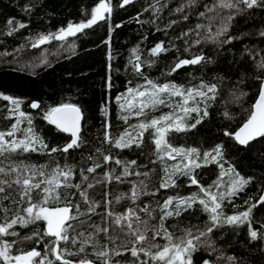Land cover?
Wrapping results in <instances>:
<instances>
[{
	"label": "trees",
	"instance_id": "1",
	"mask_svg": "<svg viewBox=\"0 0 264 264\" xmlns=\"http://www.w3.org/2000/svg\"><path fill=\"white\" fill-rule=\"evenodd\" d=\"M223 2L224 0H133L128 6L120 7L121 0H111L113 12L107 24L99 22L63 41L53 39L49 43L33 47L32 43L41 35L57 33L69 23L85 22L99 0H0V94L21 101L19 111L31 116V127L49 149L63 146L70 140V136L59 132L54 125L43 119L45 111L61 103H73L80 106L84 113L81 136L84 144L80 148L66 154L6 153L0 156V167L9 169L10 166L30 165L46 174H51L57 167L72 169L70 183L80 187L62 188L60 191L70 192L71 203L79 207L78 212L73 211V215L78 218L71 221L77 232H83L85 237L89 234L95 237L91 243L96 247L84 245L89 254L88 259L96 260L94 253L100 251L102 246H107L124 253L113 255L111 264H130L134 258L126 251V247H132L134 237L125 236L120 231V227L114 223L115 217L125 215L132 209L141 219L148 220L149 226L158 225L162 215L160 208L166 199L174 198V204L169 209L173 210L175 199L187 198L199 190L196 186H189V179L183 176L173 177L176 187L158 188L166 175L165 168L171 171L174 165L187 163V160L182 156L171 159L158 152L154 138L148 132L140 146L133 144L132 147L123 149H118L103 139L106 122L111 125L108 129L111 137L117 138L126 130L132 131L136 124L158 118L170 111L169 107H158L147 110L138 119L126 122L121 119L129 113L121 110L117 98L127 93L129 88L142 89L141 85L147 87V80L157 85L172 83L185 89L196 87L201 82L216 84V99L209 102V116L204 118L203 123L186 133H173L168 139L173 147L195 148L199 151V157L194 158L200 160L202 167L194 169L193 175L205 188L211 187L221 176V169L217 164L202 162L203 154L213 151L218 145L222 146L223 163L250 179L243 192L230 198L236 205L235 208L227 199L223 202L222 208L226 215L243 211L244 201L258 198L263 191L264 138L244 148L224 133L238 131L257 97L255 85L259 81L255 77L264 75L257 68L264 57V36L259 35L264 31V9H247L243 4L229 9L219 6ZM227 2L235 3L236 0ZM229 16L233 18L227 21L228 36L238 39L231 44L212 43L211 37ZM9 18H14L17 23H25L27 27L8 35L6 21ZM115 24H121L122 27L112 31ZM109 38L110 44L105 43ZM158 44L165 51L154 56L151 50ZM134 48L138 49L136 54L140 56L143 76L136 74L132 65L135 60ZM197 55H204L211 62L184 66L172 72L174 64L179 60L192 59ZM109 64L111 71L108 70ZM109 77L113 85L111 89L106 85ZM241 93L246 94L241 96ZM237 96L240 98L237 99ZM33 101L38 102L41 107L31 108L29 105ZM105 106L107 116L104 115ZM12 107L10 102L0 99V131H11L16 124L19 112L14 113ZM225 112L229 113L231 119L224 115ZM19 119L16 135L6 139L25 138L27 119ZM105 157L111 159L106 160ZM116 160L121 163L117 164ZM131 161H135V164ZM90 168L94 171H88ZM125 168L128 169V175L124 174ZM116 177L120 179L117 180ZM14 179L15 174H0V180L11 182ZM142 181L147 185V192L156 194L141 195L136 201L131 200L133 187L141 186ZM13 187L16 188L15 185ZM8 192L12 193L10 198H0V206L8 208L6 216L0 211V224L5 219L10 222L17 213L25 215L23 208L28 206V198L21 200L18 191L6 189V193L0 194V197ZM82 192L87 193V201L80 195ZM121 195L124 198L117 200ZM38 200L39 195L33 193L32 202L36 203ZM90 205L92 211H89ZM145 207L155 218H150L142 211ZM200 208L197 202L179 216L168 217L165 227L177 238L184 236L186 229H191L193 233L205 231L210 217ZM253 215V227L258 232H264V205L255 209ZM37 227L42 232L46 224L38 222L37 225L22 227L18 223L12 230L18 232L19 236L3 239L7 242L20 241L23 237L32 235L33 229ZM97 227H107L108 234L96 233ZM247 228V225L217 228L210 234L212 246H201L200 251L193 255V264H204L206 261L231 264L227 257H235L236 264H264V239L251 240ZM70 234L76 235L71 230ZM151 235L149 233L150 239ZM108 236L119 238L113 243ZM50 239L45 237L44 242L39 244L35 239H24L12 251L18 254L17 249L28 251L35 247L43 253ZM82 239L84 237H77V240ZM155 242L166 243L160 237ZM148 243L149 241H145V246ZM80 246L79 243L73 245L63 241L60 244L61 248L68 249V253H78ZM64 255L65 259L78 264L85 253ZM49 258L54 259L51 256ZM142 259L147 257L142 256ZM149 264L155 262L149 260Z\"/></svg>",
	"mask_w": 264,
	"mask_h": 264
},
{
	"label": "snow or ice",
	"instance_id": "2",
	"mask_svg": "<svg viewBox=\"0 0 264 264\" xmlns=\"http://www.w3.org/2000/svg\"><path fill=\"white\" fill-rule=\"evenodd\" d=\"M133 3V0H121L120 7H124ZM238 4H243L247 9H264V0H236L235 3H229L224 0L219 6L224 8H236ZM30 10V9H28ZM210 11L212 9H209ZM242 11V10H241ZM113 8L111 6V0H99L97 6H95L90 13V18L85 22L78 24L69 23L66 28H61L57 33L49 35H41L37 40L32 43L33 47H37L41 44L49 43L51 40L63 41L69 36H74L79 32H83L85 29L92 28L99 22L108 23L111 20V14ZM233 17L229 16L226 21L221 24V27L216 31L215 35L211 37L212 43L231 44L234 40L238 39L235 36H228L229 27L227 21H230ZM8 26V35H12L19 29L27 27L25 23H17L14 18H9L6 21ZM122 27L121 24H115L111 30ZM202 27V26H198ZM260 36H264V31L259 33ZM226 37L225 39H220ZM110 38L105 43L110 44ZM199 43V42H197ZM152 55H158L164 52L165 49L162 45H157L152 50ZM138 49H133L135 60L132 61L133 68L136 74L143 76V69L140 63V56L136 54ZM111 53L109 52V60H111ZM255 59V57H253ZM202 62L210 63L204 55H197L192 59L179 60L174 64L172 72L179 70L180 68L188 65H199ZM257 68L264 73V57L261 58L257 64ZM108 70L111 71V65H108ZM171 74V73H170ZM259 81L256 84L257 97L252 108L249 110L248 117L238 131L225 132V136H229L234 139L238 145L248 147L252 141H256L259 138H264V75L255 77ZM130 83V82H129ZM106 85L109 89L113 86L111 83V77L106 81ZM141 88H129L127 95H122L117 98V102L120 103V108L123 112L132 114L133 111L137 117L145 115L146 108L155 109L159 105H166L172 107L169 103L171 97H181L182 102L173 108L171 113L164 114L158 118H152L147 121H142L133 126L132 131H125L117 138H112L108 129L111 128L110 123H105V134L103 139L109 143L115 145L118 149L132 147L133 144L140 146L143 142V138L146 132L149 133L151 138H154V144L158 152L166 154L169 158L175 159L176 155H180L187 160V163L176 164L171 171L165 168V177L162 182L159 183L158 188L167 189L169 187H176V180L173 177L179 178L180 176L187 177L190 181L189 186H196L203 194V198L198 195H192L187 198L175 199V207L173 210H169L174 204V198H168L165 200L163 206L160 208L162 215L159 217L158 225L149 226L148 220L141 219L135 212V210L129 209L125 215H117L115 217V225L120 227V231L128 237H134L132 247L127 248L126 251L130 252L131 257L134 258L130 261V264H149V260L155 262V264H193V255L200 251L201 246L211 247L210 234H212L217 228H222L225 225L233 227L248 226L247 234L251 240L264 239V232H258L254 227V210L264 205V191H262L258 198H248L244 201V210L239 212H233L231 215H226L223 211L222 204L227 199L229 203L236 205L230 199L234 195H238L243 192L246 186L250 183V180L245 179L236 172L235 168L225 170L224 163H222L224 156L222 146H216L213 151H209L203 154L204 163L207 164L211 159L222 170L224 175L229 173L234 174V178L231 181V189L226 194L213 193L209 189H206L200 184V181L195 175H193L194 169L202 167L193 157H199V153L195 148L190 150L178 149L172 146L168 137L173 133H186L194 130L198 125L203 123L204 118L209 116L208 108L211 101L216 99L217 85L214 83L201 82L198 86L193 88H181L172 83H165L163 85H157L151 80H147V87L141 85ZM150 88V90H148ZM161 94H167L168 100L162 98ZM241 93L240 95H245ZM240 97L237 96V99ZM0 99L10 102L13 106L12 111L19 112V118H26L28 128L24 132V139H6V137H13L19 130L20 119L18 118L16 124L12 126L11 131H0V156L6 153H57L66 154L70 150L80 148L84 144V140L81 137L82 121L84 120V113L80 106L73 103H61L59 106L50 107L45 111L43 119L47 120L50 125H54L56 130L61 133H67L70 135V140L63 146L48 148V145L38 136L31 127L33 121L31 116H28L25 112L19 111L21 101L13 98L9 95L0 94ZM122 101V102H121ZM193 103L190 105L189 102ZM203 105V107H201ZM31 108H40L38 102L33 101L30 105ZM179 109V112L176 111ZM195 116H192V114ZM104 115H108L107 106L104 108ZM224 115L231 119L229 113L225 112ZM125 122L128 120V116H122ZM99 151V149H97ZM219 157V159H217ZM163 158V157H162ZM106 160L111 159L105 157ZM117 164L121 161L116 160ZM135 164V161H131ZM88 171H94L90 168ZM0 174L9 176L15 174V179L11 182L7 180H0V194H5L6 189L12 191H18L20 199L24 200L27 197V207L23 208L25 215L17 213L14 219L10 222L5 219V222L0 224V264H72V261L65 259V253L68 255H74L79 253H85L78 264H111L113 255L119 256L124 253L111 249L107 246H102L100 251L94 253L96 260H90L87 258L89 255L86 253L84 245H90L96 247L91 242L95 237L91 234L85 237L83 232H77L76 228L72 225L71 221L78 217L73 215V211H79L78 206H74L71 203L70 192H61L60 189H72L79 188L80 185L70 183V178L73 175L72 169H62L57 167L51 174H46L45 171L37 169L35 166L23 165L11 167L5 169L0 167ZM124 174L128 175V169L125 168ZM140 175V173H136ZM145 175H148L145 173ZM86 179V177H85ZM111 179V177H107ZM119 180V177H116ZM16 186L14 188L13 186ZM91 187V185H90ZM147 185L141 182V186L133 187L130 199L136 201L141 195H155L156 193H149L146 191ZM37 193L39 200L36 203L32 202V194ZM11 192L0 197L2 199H8L11 197ZM80 195L87 201V193L82 192ZM124 198L123 195L117 197V200ZM19 203L18 201H14ZM201 206L200 210L207 213L210 217V223L205 231H199L193 233L191 229L185 230V235L182 237H175L174 233L168 231L165 227V220L168 217L179 216L182 212L188 211L195 204ZM111 203V201H108ZM51 205H56L52 207ZM62 205V206H61ZM93 208L90 205L89 211ZM0 211L7 214L8 208L6 206H0ZM150 218L152 213L148 208L142 209ZM108 215H111L109 213ZM135 221L136 223L134 224ZM38 222H44L46 228L41 232L37 227L33 229V233L30 236L23 237L20 241L7 242L4 237L19 236L14 226L18 223L22 227H28L29 225H37ZM264 227V225H262ZM127 229L125 232L124 229ZM12 230V231H10ZM70 230L76 235H71ZM103 232L108 234L109 229L107 227L96 228V233ZM149 233H152L151 239ZM45 237H50V241L45 245L43 253L38 251L35 247L31 250L24 251L23 249H17L18 254H14L12 249L17 243H22L24 239H35L37 244L43 243ZM77 237H84L82 240H77ZM160 237L166 241L164 244L156 243V238ZM117 236H108V239L115 243ZM72 243L73 245L79 243L78 253H68L67 248H61V242ZM145 241H149L145 246ZM155 249V251H153ZM54 257L50 259L49 257ZM147 257V259H142ZM231 264H236L235 257H227ZM202 260V258H201Z\"/></svg>",
	"mask_w": 264,
	"mask_h": 264
},
{
	"label": "rangeland",
	"instance_id": "3",
	"mask_svg": "<svg viewBox=\"0 0 264 264\" xmlns=\"http://www.w3.org/2000/svg\"><path fill=\"white\" fill-rule=\"evenodd\" d=\"M140 90H145V89L142 88ZM148 90H150V88ZM124 95L126 96L127 93H125ZM161 96H162V98H165L166 100H168V95L167 94H161ZM181 102H182V98L181 97H171V99L169 100V103L172 105V107H169V106H166V105H159L156 108L164 107L166 109L167 107H169L170 111L165 113V114H167V113H171L173 111V108H175L176 105L180 104ZM192 103H193L192 101L189 102L190 105ZM201 107H202V105H201ZM147 110H153V108H146L145 112ZM176 111L179 112V109L176 108ZM126 115L128 116V120L129 119H138L139 118V117H137L135 115L134 111H133L132 114H126ZM193 116H195L194 113H193ZM175 148L190 150L189 148H184V147H175ZM197 152L199 153L198 150H197ZM175 157L179 158L181 156L180 155H176ZM197 158H196L197 162L200 163V160L197 159ZM217 159H219V157ZM202 162H204V161H202ZM208 162L215 163L211 159H209ZM222 163H223V161H222ZM230 168H231L230 166H227V165L224 164V169L225 170L230 169ZM240 176H242V175H240ZM242 177H244V176H242ZM233 178H234V174L233 173H229V175H224L222 170H221V176L219 177V179H217L215 182H213L211 187H207L206 189H209L213 193H224V194H226L231 189V181H232ZM244 178L250 180L249 178H246V177H244ZM194 195H198L199 197L203 198V194L200 192V190H197ZM234 196H237V195H234ZM204 264H213V263H211L210 261H206Z\"/></svg>",
	"mask_w": 264,
	"mask_h": 264
},
{
	"label": "water",
	"instance_id": "4",
	"mask_svg": "<svg viewBox=\"0 0 264 264\" xmlns=\"http://www.w3.org/2000/svg\"><path fill=\"white\" fill-rule=\"evenodd\" d=\"M129 5V4H128ZM128 5H126V6H128ZM83 127H84V120L82 121V132H81V136H82V133H83ZM66 135H68V136H70L69 134H67V133H65ZM260 139H262V138H259L258 140H260ZM258 140H256V141H258ZM256 141H252L250 144H252V143H254V142H256ZM238 144V143H237ZM249 144V145H250ZM239 146H241V145H239ZM241 147H244V146H241ZM245 148V147H244ZM263 191H264V187H263ZM72 264H74V263H72Z\"/></svg>",
	"mask_w": 264,
	"mask_h": 264
}]
</instances>
